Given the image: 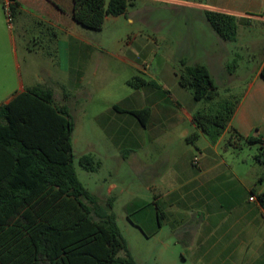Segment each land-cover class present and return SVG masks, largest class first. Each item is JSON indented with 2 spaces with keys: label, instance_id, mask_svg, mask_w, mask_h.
Masks as SVG:
<instances>
[{
  "label": "rangeland",
  "instance_id": "rangeland-1",
  "mask_svg": "<svg viewBox=\"0 0 264 264\" xmlns=\"http://www.w3.org/2000/svg\"><path fill=\"white\" fill-rule=\"evenodd\" d=\"M2 2L1 16L7 28L14 27L18 52H0V103L12 93L15 77L18 86L51 89L75 122L72 141L79 180L102 204L113 201L127 246L120 256L129 255L136 264H195L174 220H159L156 195L169 189L164 178L171 177L178 163L191 166L194 156L212 146L191 116L215 112L228 99L240 103L247 95L264 56V28L253 24L236 41H224L206 18L204 0H134L126 15L109 16L100 31L78 25L75 46L80 48L68 57L49 27H37L47 36L38 41L34 28L23 34L14 22L10 25L6 0ZM64 36L58 33L60 40ZM197 64L207 66L217 82L219 96L212 102L195 101L192 90L179 83L185 65ZM135 77L147 85H129ZM116 105L150 108L153 117L144 126L131 113L115 110ZM253 120L256 128L248 137L262 142L249 143L230 128L217 145L223 160L262 190L264 104L254 110ZM195 132L199 139L189 142ZM85 154L99 163L97 171L79 165ZM158 205L167 210L170 203L165 198ZM169 208L189 211L178 204Z\"/></svg>",
  "mask_w": 264,
  "mask_h": 264
},
{
  "label": "trees",
  "instance_id": "trees-1",
  "mask_svg": "<svg viewBox=\"0 0 264 264\" xmlns=\"http://www.w3.org/2000/svg\"><path fill=\"white\" fill-rule=\"evenodd\" d=\"M10 1L13 15L19 0ZM133 4L134 0H73V19L100 31L107 17L126 15ZM205 15L224 41L237 40L239 17L211 9ZM260 74L264 79V66ZM179 83L192 90L197 102H212L219 96L205 65H185ZM128 84L141 88L147 81L135 77ZM238 104L225 100L215 112L195 113L192 123L216 144ZM114 109L131 113L144 126L151 116L150 108L124 110L116 105ZM74 129L68 107L56 101L51 89L29 87L0 104V264H136L129 255L120 256L127 246L113 201L102 204L78 178ZM234 133L249 143L262 142ZM199 137L195 132L187 140L195 143ZM79 165L89 172L99 167L88 154L79 158ZM257 197L264 206V193ZM157 215L160 219L161 212Z\"/></svg>",
  "mask_w": 264,
  "mask_h": 264
},
{
  "label": "crops",
  "instance_id": "crops-1",
  "mask_svg": "<svg viewBox=\"0 0 264 264\" xmlns=\"http://www.w3.org/2000/svg\"><path fill=\"white\" fill-rule=\"evenodd\" d=\"M204 2L206 9L239 17L238 35L245 33L253 24L264 28V0ZM1 15L0 11V52H18L14 27L7 28ZM13 22L23 34L34 28L32 31H35L38 41L46 35L37 27H49L54 40L58 45L62 44L68 57H71L69 53L75 50V43L80 40V35L75 34L79 31V24L73 19V0H19L13 12ZM59 32L65 34L62 40L58 37ZM263 66L264 56L253 71L254 79L248 86L249 91L238 104L227 131L233 128L248 137L256 128L254 110L264 104V79L260 74ZM212 78L217 86L215 78ZM232 80L228 78L226 82L231 83ZM13 85L12 93L0 104L9 102L15 94L26 89L23 84L17 85L16 77ZM152 117L151 113L149 121ZM218 148L217 143L212 144L205 153L200 151V156L192 158L191 166L189 163H178L171 177L164 178V184L169 189L156 195V205L161 212L159 220H174L181 234L180 239L192 253L195 264H264V206L257 197L264 193V189L258 190L254 180H244L234 166L223 160ZM196 158L198 161L194 162ZM252 196H255L253 201ZM165 198L170 203L169 207L178 204L189 211L175 212L169 207L167 210L160 209L158 203Z\"/></svg>",
  "mask_w": 264,
  "mask_h": 264
},
{
  "label": "built area",
  "instance_id": "built-area-1",
  "mask_svg": "<svg viewBox=\"0 0 264 264\" xmlns=\"http://www.w3.org/2000/svg\"><path fill=\"white\" fill-rule=\"evenodd\" d=\"M11 1L10 0H6L5 2V5H4V9H5V13H6V16H7V20L9 22V24L11 25L12 22H13V15H12V10H11ZM198 159L196 158L194 160V162H197ZM251 200H255V197H251Z\"/></svg>",
  "mask_w": 264,
  "mask_h": 264
}]
</instances>
